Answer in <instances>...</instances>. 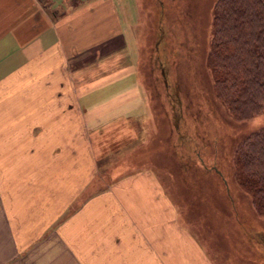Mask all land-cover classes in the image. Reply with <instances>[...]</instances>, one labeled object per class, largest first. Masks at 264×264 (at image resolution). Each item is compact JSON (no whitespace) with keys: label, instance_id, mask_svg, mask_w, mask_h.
<instances>
[{"label":"crops","instance_id":"1","mask_svg":"<svg viewBox=\"0 0 264 264\" xmlns=\"http://www.w3.org/2000/svg\"><path fill=\"white\" fill-rule=\"evenodd\" d=\"M66 5L0 0V264H213L151 168L105 166L153 120L130 8Z\"/></svg>","mask_w":264,"mask_h":264},{"label":"rangeland","instance_id":"2","mask_svg":"<svg viewBox=\"0 0 264 264\" xmlns=\"http://www.w3.org/2000/svg\"><path fill=\"white\" fill-rule=\"evenodd\" d=\"M214 1L186 0L193 6L189 8L165 0L162 8L163 0H118L130 8L128 20L127 10L123 20L126 25L132 23L134 46L130 49L138 66L140 88L148 94L153 120L139 142L122 153V158L118 159L121 156L117 154L105 166L120 162L130 169L151 168L177 210L180 224L196 236L213 264H264V219L252 214L249 202H239L244 215L237 216L238 222L233 214L228 220L224 210L218 214L213 209L212 214L205 215L207 201L196 199L197 192L190 185L193 182L200 187L203 183L197 178L194 149L191 143L185 144L186 133L193 123H202L201 112L206 110L207 115L219 117L215 106L223 109L210 103L211 77L199 66L201 63L205 67L210 46ZM39 2L59 14L66 3L76 0H66L64 5L63 0ZM120 42L114 37L108 46L115 50ZM239 126L247 133L264 126V110ZM209 177L213 182L212 172Z\"/></svg>","mask_w":264,"mask_h":264},{"label":"trees","instance_id":"3","mask_svg":"<svg viewBox=\"0 0 264 264\" xmlns=\"http://www.w3.org/2000/svg\"><path fill=\"white\" fill-rule=\"evenodd\" d=\"M213 7L210 46L205 67L199 66L211 77L210 103L223 109L215 106L219 117L201 112L202 123L186 133L203 183L190 185L196 199L207 201L205 215L224 210L238 222L244 215L238 204L246 199L252 214L264 219V126L249 133L239 126L264 110V0H215Z\"/></svg>","mask_w":264,"mask_h":264}]
</instances>
